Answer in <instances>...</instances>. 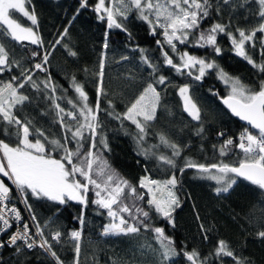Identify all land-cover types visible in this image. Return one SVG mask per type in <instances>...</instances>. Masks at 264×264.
Wrapping results in <instances>:
<instances>
[{
  "label": "snow or ice",
  "instance_id": "6c2138e0",
  "mask_svg": "<svg viewBox=\"0 0 264 264\" xmlns=\"http://www.w3.org/2000/svg\"><path fill=\"white\" fill-rule=\"evenodd\" d=\"M250 2L251 0H244L239 6L244 7ZM255 2L258 4L257 26L249 30L236 27L233 32L228 24L221 22H214L206 29L201 28L202 21L211 16L210 10L214 7L212 0H97L93 10L98 20L106 23V31L98 71L95 73L98 78L95 105L90 104L84 86L75 76L71 77L70 82V87L76 94L74 99L57 96V86L50 75L42 81L44 89L40 88L31 73L33 69L47 72L50 51L46 50L43 54L37 50L31 51V57H40V60L30 69L23 67L20 60L10 59L5 43L0 42V74L6 70L11 71L13 65L21 69L19 75H13L9 81H0V123H3L0 132L4 136L0 138V176L7 177L14 185L20 202L24 204L36 229L33 233L21 210L11 204L13 188L0 179V233H7L13 227V222L16 224V231L9 236L7 242L0 241V248L14 247L15 251L20 253L22 248L31 250L39 247L54 258L55 264H64L53 250V242L59 243L63 234L57 230L49 234L50 239L45 235L30 203V200L35 198L46 199L57 206L66 205L70 201L78 203L81 205V212L77 219L81 225L85 223L84 209L89 203L107 210L109 223L103 226V236L137 237L142 230L151 231L160 245L158 249L152 250L157 257L155 264H169L173 257L179 254L175 241L165 234V230L149 223L154 213L175 227L173 214L182 203L177 194V175L173 173L165 180L145 175L140 177L138 185H132L114 172L102 152V149L108 150V143L102 131L101 112H106L117 120L129 121L137 130L135 138L138 145L142 144L151 122L157 119L161 105V92L158 91L157 85H166L168 81L165 75H156L160 71L158 65L152 63L151 58L144 54V49H139L141 62L152 70L154 80L143 87L124 112L115 113L114 110L101 108V98L107 95L103 80L109 49L108 30L120 29L127 32L124 21L133 13L149 25L151 35L159 34L163 37V40H157L156 43L160 47L164 65L194 81H202L210 71H214L217 78L230 89L229 94L222 98L223 104L249 126L239 133L238 140L226 138L218 149L222 157L227 156L233 146L239 149L240 156L235 162L202 164L185 159L179 172L194 169L200 179L214 181L217 185L214 189L217 195L229 193L241 180L264 192V79H261L256 87L247 85L239 77L227 73L214 59L198 57L187 50L180 51L177 47L179 43L211 48L213 53L219 56L222 54V48L218 44V36L223 34L229 39L236 56L242 57L264 74V61L257 64L246 51V44L251 48L256 47L257 32L264 34V0ZM229 3L230 0H223L224 5ZM30 4L31 0H0V38H9L20 44L28 42L42 48L38 17L34 8L30 10L26 6ZM88 6V0H80V9ZM214 10L217 15L221 12L219 5L215 6ZM77 12L79 13V9ZM14 14L26 18L30 26H24L14 18ZM67 34L68 29L65 28L53 47L60 44ZM128 35L131 38V34ZM165 45L175 54V59L165 50ZM260 46V54L264 57V39L261 40ZM65 47L67 48V45ZM68 54L77 55L71 50ZM128 59V56H121V60ZM29 84L37 91L50 90L52 93L46 98L51 101V109L55 113L54 122L62 130L59 138H50L43 129L35 127L31 120H21L15 114L14 110L30 101V97L22 91ZM64 92H67V89H64ZM177 93L182 100L184 112L192 120L200 121L201 112L191 96V85L185 83L178 86ZM61 99H66L71 109L61 107L57 102ZM108 105L111 108L112 101H108ZM203 131L201 127L197 135ZM218 135L223 137L225 133L219 132ZM159 139L161 144L171 149L170 156H156L150 148L143 149V154L146 157L154 156L170 168H177L175 158L181 156L182 147L171 142L164 134H160ZM90 192H94L95 197L91 201ZM140 202H144L147 208ZM200 227L205 231L202 224ZM69 235L74 242L73 264H80L82 232L73 230ZM256 235L264 240V230L258 231ZM204 239H208L207 235ZM183 255L191 264H206L208 259L201 258L195 249L184 251ZM214 256L229 257L235 264H247L245 259L235 255L224 240L217 242ZM113 264L117 262L114 261Z\"/></svg>",
  "mask_w": 264,
  "mask_h": 264
},
{
  "label": "trees",
  "instance_id": "16d2710c",
  "mask_svg": "<svg viewBox=\"0 0 264 264\" xmlns=\"http://www.w3.org/2000/svg\"><path fill=\"white\" fill-rule=\"evenodd\" d=\"M96 2L97 0H88L89 6L80 9V0H31V4L26 6L30 10L34 8L38 17V31L43 47L37 48L28 42L20 44L9 38H0V42L5 43L9 52L13 50L23 67L30 69L40 60V57L32 58L31 51L37 50L41 54L46 50L50 51L47 72L33 69L31 73L40 88L44 89L42 81L50 75L57 86L56 95L74 99L76 94L70 87V82L71 77L75 76L84 86L90 104L95 105L98 79L95 73L98 71L106 31V23L99 21L93 10ZM212 3L214 7L210 10L211 16L202 21V29L210 27L214 22H221L228 24L235 32L236 27L249 30L259 22L258 4L255 0H251L244 7L239 6L244 0H230L228 5H224L223 0H212ZM217 5L221 8L219 15L214 10ZM14 18L24 26H30V22L19 14H14ZM124 26L127 32L120 29L108 30L109 49L103 80L107 95L101 98V108L114 110L115 113L124 112L143 87L154 80L152 70L141 62L139 49H144V54L151 58L152 63L158 65L160 71L156 75L163 74L168 81L166 85H157L161 92V105L157 119L151 122L142 144L138 145L135 138L137 130L129 121L117 120L106 112H101L102 131L108 143V150L102 149L103 157L119 177L128 180L132 185H138L140 177L145 175L157 180H165L173 173L177 175V194L182 203L173 214L175 227L154 213L149 221L154 226L162 227L165 234L175 241L179 254L169 264H191L183 252L193 249L200 253L201 258H208L206 264H235L229 257L214 256L219 240L226 241L235 255L245 259L247 264H264V240L256 235L258 231L264 230V192L241 180L229 193L217 195L214 181L200 179L194 169L179 172L185 159L202 164L219 161L231 164L239 158V149L234 146L227 156H220L218 151L225 140L218 137L220 131L225 130L229 136L236 137L246 128L218 101L219 98L227 96L229 87L217 78L214 71H210L202 81H194L164 65L160 47L156 43L157 40H163V37L159 34L151 35L149 25L139 20L135 13L124 21ZM65 28L68 29V34L60 44L53 47ZM262 39L264 34L257 32L256 47L251 48L246 44V51L257 64L264 61L260 54ZM218 44L222 48L219 56L211 48L193 47L191 44H177V47L180 51L187 50L198 57L214 59L227 73L239 77L243 83L258 86L260 80L264 79V74L242 57L236 56L229 39L223 34L218 36ZM69 50L75 51L77 55L70 56ZM165 50L175 59V54L167 45ZM121 56H128L129 59L121 60ZM20 70L13 65L11 71L6 70L0 74V81H9L13 75H19ZM185 83L191 85V96L201 112L200 121L192 120L183 110L177 87ZM22 91L30 97V101L14 110L15 114L21 120H31L35 127L43 129L50 138H59L62 130L54 122L55 113L51 109V101L46 98L52 94L50 90L37 91L29 84ZM108 101H112L111 108ZM57 102L61 107L71 109L66 99ZM201 127L204 131L197 135ZM2 128L3 123H0V129ZM160 134L182 147L181 156L175 158L177 168H170L154 156L146 157L143 154V149L150 148L156 156L171 155V149L160 143ZM0 138H4L2 132ZM6 182L12 187L10 180L6 179ZM94 198L93 192H90L89 200ZM30 203L49 239V234L53 231L59 230L63 234L59 243L53 242V250L64 264H73L74 242L69 235L73 230L82 232L80 264H113L114 261L117 264H155V257L147 252L146 247H141L146 240L155 239V234L151 231L142 230L137 237L103 236V226L109 223L107 210L99 209L94 204L89 203L84 209L85 223L81 225L77 219L81 205L74 201L57 206L46 199L32 198ZM140 203L147 208L144 202ZM201 224L205 231L201 230ZM205 235L207 240L204 239ZM89 238H93V241ZM0 264H55V260L41 249L28 251L22 248L17 253L13 247L6 249Z\"/></svg>",
  "mask_w": 264,
  "mask_h": 264
},
{
  "label": "built area",
  "instance_id": "2783aa9c",
  "mask_svg": "<svg viewBox=\"0 0 264 264\" xmlns=\"http://www.w3.org/2000/svg\"><path fill=\"white\" fill-rule=\"evenodd\" d=\"M220 132H224L225 133V136L221 137L218 135V137L220 138H233L234 140H238V136L237 135L236 137H232V136H229L228 133L224 130V131H220ZM13 188V192L11 194V204H15L20 210H21V213H22V216L24 217L25 220H27L29 222V225L32 229V232L35 233L36 229H35V225L32 224L31 222V219L29 217V213L28 211L25 209V206L23 203L20 202V199H19V196H18V193L16 192L15 188H14V185H12ZM16 231V224L15 222H13V227L11 229L8 230L7 233H0V241H4V242H7L9 236ZM38 239V238H37ZM90 241H93V238H89ZM18 243H22V242H18ZM9 248H13V247H4V248H0V262L2 261L3 259V256H4V253L6 251V249H9ZM27 249V248H26ZM33 249H41L39 247H36V248H33ZM31 249V250H33ZM28 251H31L29 249H27ZM43 251H45L44 249H41Z\"/></svg>",
  "mask_w": 264,
  "mask_h": 264
},
{
  "label": "rangeland",
  "instance_id": "374dc122",
  "mask_svg": "<svg viewBox=\"0 0 264 264\" xmlns=\"http://www.w3.org/2000/svg\"><path fill=\"white\" fill-rule=\"evenodd\" d=\"M177 44H179V43H177ZM9 53H10V54H9L10 59L19 60L18 56L13 52V50H11ZM11 54H12V55H11ZM229 91H230V89H228V93H227V95L229 94ZM0 179L4 180L5 184L8 185L9 187H11V186L6 182V179H8L7 177L0 176ZM93 194H94V192H93ZM144 244H145V246H146L147 252H149L150 254H152V255L155 257V261H156L157 257L154 255V253H153L152 250H153V249H158V248L160 247L159 242H158L156 239H152V240H146ZM175 257H176V256H175ZM175 257H173L172 260H174ZM170 262H171V261H170ZM170 262H169V263H170Z\"/></svg>",
  "mask_w": 264,
  "mask_h": 264
},
{
  "label": "water",
  "instance_id": "95a60500",
  "mask_svg": "<svg viewBox=\"0 0 264 264\" xmlns=\"http://www.w3.org/2000/svg\"><path fill=\"white\" fill-rule=\"evenodd\" d=\"M224 98H225V97H224ZM218 101H219V103L223 106V108H225V109L227 110V112H228V113H229V114H230L235 120H237L241 125L245 126L246 128L249 127V126L247 125V122H245V121H241V120L239 119V117H236V116H234V115L231 113V111L227 108V106L223 104V102H222V98H219ZM253 131H255V130H253Z\"/></svg>",
  "mask_w": 264,
  "mask_h": 264
}]
</instances>
